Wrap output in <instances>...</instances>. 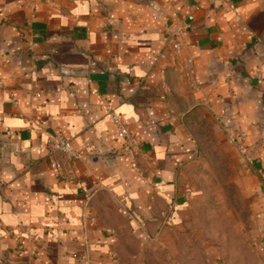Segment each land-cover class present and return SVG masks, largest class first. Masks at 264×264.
<instances>
[{
  "label": "crops",
  "instance_id": "obj_1",
  "mask_svg": "<svg viewBox=\"0 0 264 264\" xmlns=\"http://www.w3.org/2000/svg\"><path fill=\"white\" fill-rule=\"evenodd\" d=\"M194 2L0 0V264H117L125 218L142 247L175 253L201 194L183 178L199 103L233 153L264 244V0H203L177 62H155L165 25ZM107 102L137 138L131 153ZM59 131L82 154L71 182L49 165ZM240 131L243 154L226 135Z\"/></svg>",
  "mask_w": 264,
  "mask_h": 264
},
{
  "label": "rangeland",
  "instance_id": "obj_2",
  "mask_svg": "<svg viewBox=\"0 0 264 264\" xmlns=\"http://www.w3.org/2000/svg\"><path fill=\"white\" fill-rule=\"evenodd\" d=\"M186 122L195 140L196 158L185 169L184 179L200 200L186 208L176 239L177 250L164 255L156 248L142 247L140 238L127 230V219L119 220L117 264H129L142 254L146 261L135 264H264L258 246V219L252 212V195L233 153L214 126L206 105L193 108Z\"/></svg>",
  "mask_w": 264,
  "mask_h": 264
},
{
  "label": "built area",
  "instance_id": "obj_3",
  "mask_svg": "<svg viewBox=\"0 0 264 264\" xmlns=\"http://www.w3.org/2000/svg\"><path fill=\"white\" fill-rule=\"evenodd\" d=\"M219 1L231 6L233 0ZM202 2L203 0H195L190 10L178 16L171 23L165 25L163 46L160 50L154 51L152 53V58L155 62H177V59L184 47L183 37L193 28V12L200 8ZM32 44V41L27 42L29 48L32 46ZM253 74L258 79L262 78L261 68L259 66H256L254 68ZM2 85L3 82L0 79V86ZM35 96L40 97L41 92H36ZM104 109L110 121L117 128L120 135H122L127 151L131 153L132 148L135 149L138 146L137 138L128 129L120 114L112 104L108 102L105 103ZM7 131L11 132L9 129H7ZM226 135L229 143L234 146L241 154H243L245 132H227ZM47 156L49 158V165L55 170L57 177L61 181L71 182L74 180V178L76 177V168L74 164L77 160L81 159L82 154L73 147L71 139L68 138L63 132H56L48 138ZM261 176L264 179V173H262ZM5 185L6 183L4 179L0 176V189H2ZM9 233L16 236V233L11 229L9 230ZM258 248L261 253L264 252V244L262 242L259 243ZM33 254L37 256L39 253L37 251H33Z\"/></svg>",
  "mask_w": 264,
  "mask_h": 264
}]
</instances>
